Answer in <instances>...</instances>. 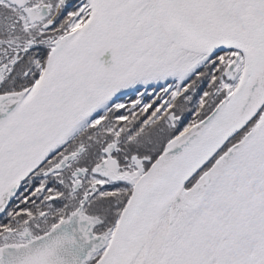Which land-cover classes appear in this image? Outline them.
<instances>
[{"label": "snow or ice", "instance_id": "snow-or-ice-1", "mask_svg": "<svg viewBox=\"0 0 264 264\" xmlns=\"http://www.w3.org/2000/svg\"><path fill=\"white\" fill-rule=\"evenodd\" d=\"M0 264H264V0H0Z\"/></svg>", "mask_w": 264, "mask_h": 264}]
</instances>
